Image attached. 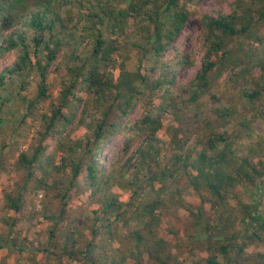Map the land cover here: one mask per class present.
Returning a JSON list of instances; mask_svg holds the SVG:
<instances>
[{"label": "trees", "instance_id": "16d2710c", "mask_svg": "<svg viewBox=\"0 0 264 264\" xmlns=\"http://www.w3.org/2000/svg\"><path fill=\"white\" fill-rule=\"evenodd\" d=\"M190 4L191 0H0V121L5 111L11 116L25 111L24 118L33 115L38 103L51 98L52 81L60 93L41 114L45 129L38 145L19 154L22 183L5 195L10 214L1 217V223L9 226L11 240L13 229L29 239L30 229L21 230L18 219L29 202L39 199L61 206L59 213L42 212L47 245L39 251L50 259L185 264L186 258L169 247L170 237L160 236L156 229L163 225L166 199L183 205L185 192L192 189L202 195L201 208L194 213V226L201 228L202 236L191 237L200 243L202 259L194 264H264V209L253 216L257 206L242 197L243 187L260 190L263 185L264 194V54L255 56L249 48L242 55L251 46L254 26L264 20V0H240L230 13H201L204 54L190 84L191 96L219 100L217 85L225 91L233 87L242 104H229L219 113L221 129L208 128L187 146L179 133L164 140L158 135L170 118V108L188 91L176 84L175 66L195 65L194 58L173 44L193 14ZM130 18L138 31L133 50L125 55L120 44L126 41ZM53 65L55 72H50ZM113 92L115 102L107 103ZM138 107L141 114L133 119ZM78 108L76 128L84 119L91 121L87 129L75 132L71 125ZM118 133L125 136L122 154L105 164L104 147ZM137 142L138 165L132 169L135 153H129ZM81 148L85 164L78 155ZM171 150L170 159L163 156ZM183 177L186 184L180 183ZM68 201L87 209L97 225L69 219ZM247 221L255 222V228L243 238ZM121 228L124 238L133 242L123 253L109 247ZM10 244L0 234V249Z\"/></svg>", "mask_w": 264, "mask_h": 264}, {"label": "rangeland", "instance_id": "374dc122", "mask_svg": "<svg viewBox=\"0 0 264 264\" xmlns=\"http://www.w3.org/2000/svg\"><path fill=\"white\" fill-rule=\"evenodd\" d=\"M238 1L240 0H191L190 5H192L193 14L189 16L182 31L173 44L187 53L191 58H194L195 65L192 68L187 66H175L178 68L176 84L188 88V91L183 93L182 98H178L174 106L170 108V118L167 120L164 130L158 135L160 140L167 139L172 133H179L182 135L183 140L187 142V146L194 145L196 140L200 138L203 133L207 132L208 128L213 130L221 129L220 122L222 119L219 113L229 104H242L237 90L234 91L233 87H231L229 91H225L220 85H217L215 93L220 99L205 101L201 99L194 100L191 96L192 91L190 86L201 69V61L204 54L203 43L199 38L202 29L201 13L212 14L215 10L219 9L230 13L237 6ZM126 26V41H121L120 44V52L125 55L133 50L132 42L137 38L138 24L130 18ZM253 30L252 42H250L251 46H246L247 49L243 51L242 55H246L250 49L251 52L255 53V56L264 54V20L255 25ZM172 48L173 45H170V49ZM3 61L4 60L0 59V67ZM50 72H55L54 65L51 66ZM258 72L259 70L257 69L254 74ZM224 76H226V74ZM220 80L221 78L219 81ZM49 92L51 98L60 95L56 81L50 83ZM51 98H48L47 101L38 103L33 115L29 114L24 118L23 115L25 111L16 110L12 116L5 111L2 117L3 120L0 121V157L2 160L0 162V234L3 233L8 242L11 243L10 248L0 249V264H80L69 261L67 256H64L63 261L58 262L57 260L50 259L46 253L39 251V249L45 248L47 245V237L44 235L46 230H44L42 224V212L46 209L59 213L61 210L59 204H47L37 199L34 203L29 202L27 206L22 209L21 216L18 219V225L23 231H25V229H30L29 233H26L29 238L28 240H23L24 236H17L16 229H13L15 238L11 240L9 226H5L1 223V217H7L10 214L5 195L15 190L23 181V168L18 163L19 154L22 151L29 152L38 145L41 139V132L45 129L41 114L46 111ZM113 102H115V92L109 93L107 96V103ZM80 110L81 109L78 108L77 114L71 125L75 129V132L87 129V124L91 121V118L84 119L83 124H80V128H76V125L79 124L80 121ZM141 111L142 107L134 109L131 114L132 118L135 119L138 117ZM3 142H5V145H2L4 144ZM124 143L125 136L122 133H118L112 137L102 152V158L105 164H107L108 158L118 157L122 154ZM140 145V142L135 143L129 153V155L135 153L132 160V169H135L138 165V154L136 153V149ZM78 152L82 163L85 164L87 156L84 154V148H81ZM165 155L170 159L173 155L172 150L164 151L163 156ZM186 181V178L183 177L180 183L186 184ZM260 187V190L245 187L242 189V197L246 202L257 206L253 209V216H257V213L262 212L264 209L263 185ZM154 196L155 195H153V197ZM201 196V194L189 189L183 196V205L166 199L167 209L161 207L162 210H166V213L163 218V225L158 226L156 230L160 236L165 235L171 238H169L168 242L169 247L181 258H186L185 264H194L202 259L200 243L198 240H195L196 242L191 240L192 236L194 239H199L200 236H202L201 228L199 226H194L196 219L194 213L201 208ZM80 206L79 203L68 201L66 207L69 219L76 220L77 224L86 223L96 226L97 221L93 219L90 220L88 218V210L82 211ZM205 208L204 210L206 211ZM32 224H34V226H32ZM254 228L255 222L247 221L244 224L245 235L243 238L251 234ZM167 229H171L173 235L165 234ZM86 235L90 236V231H86ZM107 242H109V240ZM109 247L112 248L111 250L115 249L123 253L132 249L133 242L124 238L123 229L121 228L118 230L116 239L110 241ZM252 249L255 250L254 247H252ZM56 252L61 253V249L57 248ZM33 260L36 262L33 263ZM81 264L89 263L83 262Z\"/></svg>", "mask_w": 264, "mask_h": 264}]
</instances>
